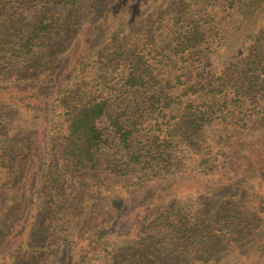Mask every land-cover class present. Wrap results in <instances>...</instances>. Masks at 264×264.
I'll return each instance as SVG.
<instances>
[{
    "label": "trees",
    "instance_id": "16d2710c",
    "mask_svg": "<svg viewBox=\"0 0 264 264\" xmlns=\"http://www.w3.org/2000/svg\"><path fill=\"white\" fill-rule=\"evenodd\" d=\"M249 1L138 0L142 32L118 31L104 46L103 75L33 122H47L49 159L26 228L42 239L0 264H264V28L238 60L203 67ZM132 2L0 0V68L43 64L65 35L104 27ZM17 20L24 31L12 49L4 31ZM9 96L0 105V242L10 212L24 209L13 192L26 195L37 151L9 121L21 102ZM136 190L145 194L136 213L110 208L112 195L125 202Z\"/></svg>",
    "mask_w": 264,
    "mask_h": 264
},
{
    "label": "rangeland",
    "instance_id": "374dc122",
    "mask_svg": "<svg viewBox=\"0 0 264 264\" xmlns=\"http://www.w3.org/2000/svg\"><path fill=\"white\" fill-rule=\"evenodd\" d=\"M238 8L233 19H230L225 25L226 35L221 46L214 48V53L203 65L206 71H212L226 63L238 60L251 46L259 31L264 28V0H250ZM139 11L142 14L143 10L140 9L138 0H133L130 5L114 12L104 27L95 24L91 31V26L88 24L83 28L80 27V30L74 29V32L79 35L75 33L65 35L68 44L64 47L56 46L51 51V55L50 53L49 56L47 55L43 64L36 67L22 69L20 66L12 65L0 68V105L12 102V97L9 96L10 92L19 94L21 102L13 105L7 111L8 119L14 123L18 131L23 128L25 132L31 134L37 145L36 155L27 171L29 187L26 195L23 194V198L21 195L19 196L17 190L13 192L14 203L19 204L20 209L24 205V209L20 213L10 212V219L13 220V223L8 236L0 242V263H4L8 259L12 262V256L18 259L25 254L26 249L31 250V242L38 243L42 239V234L39 231L29 233L26 228V225H29L27 220L36 210L32 202L38 200L37 180H40L44 168H47L45 159H49L44 152L49 135H47V122L41 124L39 128L34 127L33 122L48 121L53 104L58 105L63 101L62 99L67 98L74 100L80 97L77 93L88 91L95 78L103 75L100 61L108 63L102 56L104 54L108 59L110 57V50H104L107 41L112 40L121 30L142 32L136 16ZM21 23L24 22L21 21ZM7 28L10 29L4 31V44H9L8 47L14 49L20 40V30L24 31V29L18 20L12 22ZM197 67V64L188 66L189 77L195 79L191 73H197L194 70ZM42 72L44 74H41ZM66 88L69 91L63 92ZM75 89L80 92H75ZM33 98H37V100L34 101ZM42 117H45V120ZM112 158L111 156L107 159L111 160ZM144 198V191L136 190L128 194L125 202L114 195L112 198H108L107 202H110V208H115L114 204L125 203L121 211H126L125 215L130 216L132 213H136ZM27 201L29 202L27 203ZM19 247L22 248V251L19 250ZM18 262L15 264H19Z\"/></svg>",
    "mask_w": 264,
    "mask_h": 264
}]
</instances>
